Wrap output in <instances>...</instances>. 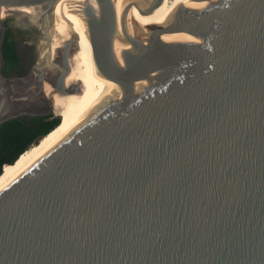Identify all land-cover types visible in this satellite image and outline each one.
I'll use <instances>...</instances> for the list:
<instances>
[{"label": "water", "instance_id": "95a60500", "mask_svg": "<svg viewBox=\"0 0 264 264\" xmlns=\"http://www.w3.org/2000/svg\"><path fill=\"white\" fill-rule=\"evenodd\" d=\"M66 1L110 93L0 187V264H264V0H193L161 26H132L131 8L163 0L128 1L121 24L113 0H0V126L60 117L44 83L69 93L78 37L62 70L39 48L6 78L4 20L38 33L45 60Z\"/></svg>", "mask_w": 264, "mask_h": 264}, {"label": "bare ground", "instance_id": "6f19581e", "mask_svg": "<svg viewBox=\"0 0 264 264\" xmlns=\"http://www.w3.org/2000/svg\"><path fill=\"white\" fill-rule=\"evenodd\" d=\"M113 1L116 4L121 24L127 2L131 0ZM194 4L196 3L193 0H163L161 6L148 16L140 15L132 7L133 19L131 25L134 26L140 23L157 26L163 20L168 21L182 6H192ZM29 20L43 30L44 26L38 18L32 17ZM48 33L51 37L52 49L50 55L43 60L47 50L45 40H43L42 44L39 43V48L43 49L42 61L52 62L54 60L58 63L56 65L57 68L61 70L62 54L67 42L75 36L78 37L77 42L70 49L71 70L66 77V87L69 93L60 94L56 91L53 76L47 75L44 83L46 97L53 101L58 115L67 116V118L60 127L47 135L40 144L25 152L14 165L5 167L0 177V187L98 108L110 93L111 83L103 78L98 70L85 22L73 10V5L70 1L63 2L57 7L53 25H51V32L48 31ZM48 59L52 61H47ZM77 84H81L79 93L75 92Z\"/></svg>", "mask_w": 264, "mask_h": 264}, {"label": "trees", "instance_id": "16d2710c", "mask_svg": "<svg viewBox=\"0 0 264 264\" xmlns=\"http://www.w3.org/2000/svg\"><path fill=\"white\" fill-rule=\"evenodd\" d=\"M12 18H6L3 55L5 66L3 74L19 71L21 57L17 49V36L21 34L10 26ZM66 120L65 116L55 114L40 117H19L9 120L0 126V177L6 166L14 165L18 159L40 142Z\"/></svg>", "mask_w": 264, "mask_h": 264}, {"label": "flooded vegetation", "instance_id": "af4514ba", "mask_svg": "<svg viewBox=\"0 0 264 264\" xmlns=\"http://www.w3.org/2000/svg\"><path fill=\"white\" fill-rule=\"evenodd\" d=\"M10 26L14 27L17 30V32L18 31L22 32L21 34H18V36H17V49H18L19 55L21 57L20 69H19V71L13 72V73L8 74V75L3 74V72H2V74L6 78L23 77V76L28 75L31 72L33 65L35 64V60H34V58L30 59L29 61H27V59H25V57H24L25 54H24V51L22 48V47H24V44L22 43V37L26 36V35L32 36L35 34L34 33L35 31H33V30H27L26 31V30H22L20 28H16V26H14V24H13V21H11ZM4 66H5V63L3 64V68H4ZM3 68H2V71H3ZM42 107L44 109H49V107L45 103L42 104Z\"/></svg>", "mask_w": 264, "mask_h": 264}, {"label": "rangeland", "instance_id": "374dc122", "mask_svg": "<svg viewBox=\"0 0 264 264\" xmlns=\"http://www.w3.org/2000/svg\"><path fill=\"white\" fill-rule=\"evenodd\" d=\"M116 5V4H115ZM8 18H12L13 20V24L14 26H16V28H20L22 30H30L28 28H26L23 23L20 22V20L18 18H16L15 16H10ZM167 21L163 20V22L159 23L157 26H161L164 25ZM34 35H26L22 37V43L24 44L23 51L25 54V59H27V61H29L30 59L34 58L35 63L38 59L37 55H38V49H39V39H40V35L36 32H34ZM33 56V57H32ZM67 118V116H65Z\"/></svg>", "mask_w": 264, "mask_h": 264}]
</instances>
